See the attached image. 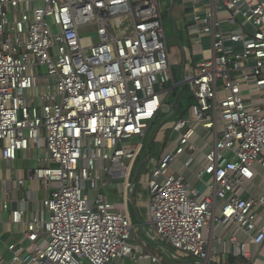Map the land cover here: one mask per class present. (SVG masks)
Instances as JSON below:
<instances>
[{"label": "built area", "instance_id": "built-area-1", "mask_svg": "<svg viewBox=\"0 0 264 264\" xmlns=\"http://www.w3.org/2000/svg\"><path fill=\"white\" fill-rule=\"evenodd\" d=\"M186 17L177 80L161 0H0V264L131 258V216L105 189L120 180L130 192L143 141L182 85L193 102L158 129L175 138L145 180L147 235L177 263L233 253L264 264V193L252 191L264 182V0H191ZM198 127L208 150L181 160ZM43 146L27 177L3 176V163Z\"/></svg>", "mask_w": 264, "mask_h": 264}, {"label": "crops", "instance_id": "crops-1", "mask_svg": "<svg viewBox=\"0 0 264 264\" xmlns=\"http://www.w3.org/2000/svg\"><path fill=\"white\" fill-rule=\"evenodd\" d=\"M205 4L209 3L210 0L205 1L202 0ZM164 15L170 14L172 19V28L173 33L177 37V45L170 47V54L171 60L174 63V70L178 77L177 80L180 79L182 67L181 62L185 59V51L188 47L189 43L187 40L186 32H185V22L187 21L186 14L191 10V0H169L168 3L163 4ZM166 11V12H165ZM227 14H223L222 18L225 21L224 25H227ZM182 24L183 29L180 30V25ZM165 26V24H164ZM227 27V26H226ZM183 35V36H182ZM184 38V39H183ZM202 46L204 52H209L211 49V37L209 35H205L202 38ZM203 57V51H199L196 55L195 59H201ZM175 93V92H174ZM175 100V97H173ZM174 100L172 103H174ZM173 106V104H172ZM172 114L177 112L176 110L172 109ZM172 116V115H171ZM172 120H168V123ZM151 131V130H150ZM148 132L147 137L143 141V148L134 162V165L131 170V174L129 177V191L124 194L122 190L121 181L118 180V184L109 185L105 189V193L108 196L111 202H114L118 208L126 210L132 219V223L134 225V234L131 240V244L133 246V256L131 258H124L118 259L112 262V264H152L148 259H139L142 254H158L164 264H188L183 262H174L171 258L167 256L165 251L160 250L157 246L149 239L147 235V231L149 229V193L147 191L145 180L148 178L149 173L151 172L152 168L157 164L158 160L160 159L164 149L166 148L168 136L165 132L161 130H157L154 132ZM199 137L196 140V146L198 149L195 151H186L181 157V159L186 160L190 156H192L195 160H198L202 156V150H208V146H205L204 140V130L202 129L201 132H198ZM156 146V147H155ZM34 147H30L29 150L26 152H33ZM24 152V153H26ZM27 153V155H28ZM23 153L19 155V158L22 156ZM146 154L147 162L141 160V156ZM15 160L11 164H6V178H9L14 181V177L18 176V168H15V164L18 161ZM141 160V161H140ZM13 168V170L10 169ZM196 167V162L192 168ZM30 170V169H29ZM29 170L27 173H24L22 169L19 170L20 175L22 177H27ZM189 180L192 184L196 185L200 189L204 188V184L202 182L196 181L193 178V175H189ZM256 185L252 187V191L255 194H263L264 193V182L261 178H256L255 182ZM2 186V184H1ZM29 186L37 188L38 183L32 182L29 183ZM260 186V187H258ZM3 187V186H2ZM1 187V188H2ZM258 187V188H257ZM23 190V189H22ZM24 191V190H23ZM22 191V192H23ZM222 228L219 225L215 226L216 232L218 234V229ZM221 236H226L225 231L222 228V232L219 234ZM262 257L264 258V248ZM137 258V259H135ZM224 264H247V261L244 260L242 257L230 253L226 256V261Z\"/></svg>", "mask_w": 264, "mask_h": 264}, {"label": "rangeland", "instance_id": "rangeland-1", "mask_svg": "<svg viewBox=\"0 0 264 264\" xmlns=\"http://www.w3.org/2000/svg\"><path fill=\"white\" fill-rule=\"evenodd\" d=\"M205 1H208V0H205ZM168 2H169V0H161V5H163L164 3H168ZM172 19L173 18L171 17L170 14L165 13V15H164L165 34H166L167 44H168L169 48L174 46V45H177V37L174 35L173 28H172ZM181 29H183L182 24L180 25V30ZM91 35L93 36L94 39H96V33H91ZM186 95L187 94H185V96ZM173 100H174V98L172 97L166 101V102H168L167 107L164 109L163 113L157 118V120L154 122V125L150 129L151 130L150 132H153V134L155 131L160 129V127L166 126L168 124V120L171 118L172 111H173L172 110L173 107H172V105H170L171 102H173ZM197 131L201 132L202 127H198ZM170 132H169V135L171 134ZM173 138H175V134L171 135V139L167 141V145H172L171 140H173ZM27 153L28 152L23 153L22 156L20 157V159H18V161L15 164V168H18V171L20 169H22L24 173H27L29 169L36 166V159L38 157H42L45 154V148H44V146L43 147H34L32 154H31V152H29L27 155ZM141 160H143L144 162L148 161V159H146V154L141 156ZM181 160H183V159H181ZM1 167H2L3 172H4L3 176H6L7 175L6 164L3 163ZM175 167L177 169H179L178 164H176ZM41 196H42V194H41ZM221 232H222V228H219L218 234H220ZM8 240H9V235H3L2 240H0V254L2 253L3 254L2 256L7 261L10 260V256L7 253V250L5 248V243H9ZM86 264H89V263H86Z\"/></svg>", "mask_w": 264, "mask_h": 264}, {"label": "trees", "instance_id": "trees-1", "mask_svg": "<svg viewBox=\"0 0 264 264\" xmlns=\"http://www.w3.org/2000/svg\"><path fill=\"white\" fill-rule=\"evenodd\" d=\"M178 77V76H177ZM178 79V78H177ZM174 97L176 98L180 92V90H175ZM183 93V95L180 97L178 105H177V112L172 114L171 118L169 120H175L180 117H183L187 112V107L193 102V98L189 97Z\"/></svg>", "mask_w": 264, "mask_h": 264}, {"label": "water", "instance_id": "water-1", "mask_svg": "<svg viewBox=\"0 0 264 264\" xmlns=\"http://www.w3.org/2000/svg\"><path fill=\"white\" fill-rule=\"evenodd\" d=\"M184 91H185V86L182 85L180 87V92H179L178 96L175 98L174 103H173V106H172L174 110H176L177 105H178V102H179V99L183 95Z\"/></svg>", "mask_w": 264, "mask_h": 264}]
</instances>
